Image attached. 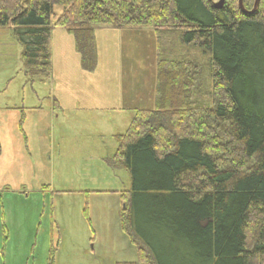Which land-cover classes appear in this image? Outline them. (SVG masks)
Returning a JSON list of instances; mask_svg holds the SVG:
<instances>
[{
  "label": "trees",
  "instance_id": "trees-1",
  "mask_svg": "<svg viewBox=\"0 0 264 264\" xmlns=\"http://www.w3.org/2000/svg\"><path fill=\"white\" fill-rule=\"evenodd\" d=\"M214 4L0 0V29H12L31 81L52 77L56 28L74 35L87 70L97 65V30L156 39L154 109L135 110L110 161L130 175L121 225L141 263L264 264V0L253 15L239 0Z\"/></svg>",
  "mask_w": 264,
  "mask_h": 264
},
{
  "label": "rangeland",
  "instance_id": "rangeland-1",
  "mask_svg": "<svg viewBox=\"0 0 264 264\" xmlns=\"http://www.w3.org/2000/svg\"><path fill=\"white\" fill-rule=\"evenodd\" d=\"M146 33L98 32L97 65L87 70L74 36L56 28L53 73L43 82L26 77L22 46L11 28L0 29V264H149L121 225L130 175L110 165L134 109L155 106L156 39ZM123 64L136 76V96L117 84ZM60 99L65 106H55Z\"/></svg>",
  "mask_w": 264,
  "mask_h": 264
},
{
  "label": "crops",
  "instance_id": "crops-1",
  "mask_svg": "<svg viewBox=\"0 0 264 264\" xmlns=\"http://www.w3.org/2000/svg\"><path fill=\"white\" fill-rule=\"evenodd\" d=\"M55 30L56 29H54L53 30V32H55ZM65 32H66V34H70V35H73L72 33H70V32H68L67 30H64ZM108 31H118L119 32V34H122V35H124V33H129V32H127V31H119V30H113V29H110V28H103V29H101V30H97L96 31V34L95 35H97L98 34V32H102L103 33V36L108 32ZM74 36V35H73ZM97 39H98V37H97ZM97 39H96V37H95V41H96V44H97ZM74 40H75V38H74ZM99 41H100V38L98 39V43H99ZM75 47H76V43H75ZM96 48H97V45H96ZM76 51L78 52V50H77V47H76ZM79 53V52H78ZM122 53L124 54V51L122 50ZM80 55V54H79ZM80 57H81V55H80ZM125 68H126V65L124 66V64L120 67V69L119 70H117L116 72V78H117V84L119 85V87H120V89H121V91L125 94V95H128V96H130L131 95V93H133L134 94V96H136V93L137 92H139V90H140V88H138V87H136V85H135V82H134V84L133 85H131V82L133 81V80H136V76H133L132 74H130L129 72H126L125 71ZM131 77H132V79H131ZM119 78H120V80H119ZM137 81V80H136ZM125 82H129V85H128V87L129 88H126L125 87V85H124V83ZM152 90H151V95H152ZM106 100H107V103H110L111 101H114L115 100V98H113V99H111V98H106ZM111 100V101H110ZM121 100V96L118 94L117 96H116V101H120ZM115 104L116 105H120L119 103L117 104V103H114V105H113V107H111V108H114L115 107ZM65 106V103H64V100L63 99H60V100H58L57 102H55V106ZM122 109H125V108H127L128 106H124V105H122ZM134 110H136V109H134ZM4 212V210L2 209L1 211H0V213H3ZM6 212V211H5Z\"/></svg>",
  "mask_w": 264,
  "mask_h": 264
},
{
  "label": "water",
  "instance_id": "water-1",
  "mask_svg": "<svg viewBox=\"0 0 264 264\" xmlns=\"http://www.w3.org/2000/svg\"><path fill=\"white\" fill-rule=\"evenodd\" d=\"M244 1L245 0H239V7L241 9V11L245 14H248V15H253L257 12L259 6H260V3L262 0H255V3H254V6H253V9L251 11L247 10L244 6ZM226 4V0H220L218 3H215L214 4V7L216 9H223L224 6Z\"/></svg>",
  "mask_w": 264,
  "mask_h": 264
}]
</instances>
